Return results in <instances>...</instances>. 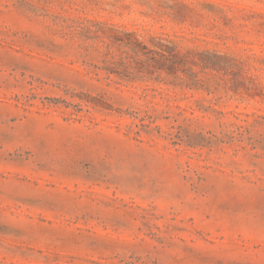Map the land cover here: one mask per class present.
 <instances>
[{"label":"rangeland","instance_id":"rangeland-1","mask_svg":"<svg viewBox=\"0 0 264 264\" xmlns=\"http://www.w3.org/2000/svg\"><path fill=\"white\" fill-rule=\"evenodd\" d=\"M0 264H264V0H0Z\"/></svg>","mask_w":264,"mask_h":264},{"label":"trees","instance_id":"trees-1","mask_svg":"<svg viewBox=\"0 0 264 264\" xmlns=\"http://www.w3.org/2000/svg\"><path fill=\"white\" fill-rule=\"evenodd\" d=\"M136 47L138 46L137 43L134 44ZM150 54L149 60H151L154 63L158 64V68H165L172 74H175L177 71L178 64H183L181 62V58H178V52L175 51L174 46H168L165 45V48L163 49V52L158 51H147ZM165 66V67H163ZM170 69L172 71H170ZM175 77H178L176 75H173Z\"/></svg>","mask_w":264,"mask_h":264}]
</instances>
